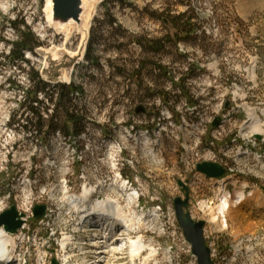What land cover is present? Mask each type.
Segmentation results:
<instances>
[{
  "label": "rangeland",
  "instance_id": "obj_1",
  "mask_svg": "<svg viewBox=\"0 0 264 264\" xmlns=\"http://www.w3.org/2000/svg\"><path fill=\"white\" fill-rule=\"evenodd\" d=\"M91 2L94 16L79 60L70 52L77 50L81 37L75 33L63 48L64 36L47 23L46 0H0V195H7L22 177L39 184L65 178L78 186L84 175L93 186L99 180L107 183L117 159L123 177L141 195V208L155 205L156 198L173 205L174 197H184L177 181L189 186L188 209L195 220H208L204 235L215 263L233 264L239 256L234 264H264V223L258 221L264 207L257 208L264 205V170L257 161L258 155L264 157V136L243 129L247 107L264 110V0ZM181 13L193 17L194 30L176 28L174 17ZM13 22H24L41 42L32 52L24 50L26 61L12 54L11 45L19 40ZM159 38L166 40L162 51L145 49L149 39ZM34 72L47 84L32 103L42 117L41 127L30 112L32 98L27 94L35 88ZM70 84L69 103L58 107L59 86ZM139 104L145 113L135 112ZM65 107L82 119V129L71 136L74 125L66 122ZM217 116L222 122L215 128L211 123ZM105 137L121 139L123 152L105 147ZM241 147L255 158L234 164ZM72 148L79 150L77 156L71 155ZM202 160L244 171L235 174L228 188L231 193L245 189L259 200L254 209L240 207L245 212L241 228L251 224L252 233L234 236L200 210L203 199L217 202L212 181L192 165ZM251 165L256 167L252 170ZM104 191L102 196H116L114 190ZM8 205L0 204V213ZM174 225L179 235L175 219ZM175 243L165 244L173 247V264H178V252L181 264H197L178 239ZM239 243L253 245L254 256L237 255ZM88 253L76 255L74 249L72 262L87 264Z\"/></svg>",
  "mask_w": 264,
  "mask_h": 264
},
{
  "label": "bare ground",
  "instance_id": "obj_2",
  "mask_svg": "<svg viewBox=\"0 0 264 264\" xmlns=\"http://www.w3.org/2000/svg\"><path fill=\"white\" fill-rule=\"evenodd\" d=\"M81 1L83 11L80 18L77 21L71 19L64 23L52 21V0H46L45 5L49 27L65 38L63 48L66 49L67 43L75 33L81 37L77 50L70 52L71 57L78 56L79 60L83 57L89 37L90 20L94 16L95 9L91 0ZM103 1L96 0V4H101ZM252 78H257L255 72L252 73ZM247 110L249 118L243 129L252 136H264V128H262L264 110L260 113L252 107H247ZM56 132L61 136L60 131ZM118 140L116 137H108L104 140V146L116 153H122L123 149L119 142L121 139ZM71 151H73L72 156L78 155V149L72 148ZM65 152L68 154L70 151L67 149ZM154 152L149 149L150 156L154 157ZM242 158L251 160L255 157L248 149L243 150L241 147L239 152L234 154L233 163L238 164ZM257 161L260 162V159L258 158ZM112 165L113 176L107 183L105 179H98L97 185L93 186L85 180L87 188L80 190H75L71 182L65 178L60 183L51 181L39 184L38 181H32L30 177H22L17 180L16 187L10 185L7 195H0V204H4V200H12V195L40 196L43 193L44 201L42 203H45L47 208L43 219L35 225H27V232H20L12 237L9 232L0 229V259L6 260L8 256H11L15 257L13 264H23V245L35 247V249H45L54 243V247L59 249L56 259L60 264H78L72 262L74 249L76 255H85V251L89 250L87 264H127L129 262V264H173L174 258L171 254L173 247L165 246L167 242L173 240L174 235V225L171 218L168 217V212L166 209L156 208L155 205L141 208L139 202L141 195L130 180L123 177L121 162L115 159ZM237 168L235 165L232 167L227 165V169L231 170L228 173L231 175L238 174L240 170ZM249 168L253 170L254 166L251 165ZM240 172L244 173V171ZM230 179H211V191L217 197V202L210 204L203 199L199 203V208L203 212H207L212 223L219 224L222 230L230 231L234 236L252 233L253 231L249 230L251 224L247 223L241 228L245 212L240 207L247 204L251 209H254V205H258L259 200L252 197V193L246 195L241 190H235L233 193L228 191L225 185ZM100 188L102 191L105 189L116 191L118 198L107 200V195L102 196L103 192ZM15 190L18 194H15ZM261 205L264 207L263 204H259L257 208L262 207ZM173 211L176 218L174 206ZM261 217L263 219L260 218L258 221L264 223V215ZM142 227H148L151 232L149 242L145 240V233H141ZM169 228L172 231H167ZM41 230V234H36ZM134 233L138 235L133 237ZM13 245L14 256L6 257L7 252L11 254L13 251L11 249ZM235 248L237 255L244 254L246 259L254 256V247L251 244L239 243L235 245ZM126 256H129V262L126 261ZM239 258V256L235 257L233 262ZM28 261V264H51V261L47 260L46 252L39 250L28 252Z\"/></svg>",
  "mask_w": 264,
  "mask_h": 264
},
{
  "label": "water",
  "instance_id": "obj_3",
  "mask_svg": "<svg viewBox=\"0 0 264 264\" xmlns=\"http://www.w3.org/2000/svg\"><path fill=\"white\" fill-rule=\"evenodd\" d=\"M90 1V0H89ZM53 14L52 21L64 23L69 20H78L83 11L81 0H52ZM165 23L167 22L164 19ZM228 103L226 104V106ZM136 113H145L146 108L143 104H139L135 108ZM220 117H215L211 125L213 127L219 125ZM259 138V136L257 137ZM195 170L210 178L223 177L226 169L218 162L214 161H200L196 164ZM177 184L184 192V197L176 196L173 199L176 218L186 240L190 243L192 253L196 257L197 264H214L210 248L206 244L204 237V226L206 221L204 219L195 220L188 209L189 205V186L182 180H178ZM264 191V188H263ZM46 205L35 204L33 208V216L30 221H37L45 215ZM24 214L19 213L14 204H11L6 210L0 213V227L9 233H15L21 227L23 221L21 217ZM52 264H59L55 258L51 259Z\"/></svg>",
  "mask_w": 264,
  "mask_h": 264
},
{
  "label": "trees",
  "instance_id": "obj_4",
  "mask_svg": "<svg viewBox=\"0 0 264 264\" xmlns=\"http://www.w3.org/2000/svg\"><path fill=\"white\" fill-rule=\"evenodd\" d=\"M193 17H186L185 13H181L177 16L174 17V24L176 28L179 30H187V31H192L194 30V24L191 23V19ZM164 21V19H163ZM15 29L17 30L18 33V38L19 40L17 42H13L11 45V51L12 54L19 60L21 61H26L24 58V50H29V51H34V49L37 46L41 45V42L38 40V38L30 31V29L25 25L24 22L21 24H16L15 22L12 23ZM148 46L145 48L146 50L149 49L150 52L156 54L160 51H162L165 47V39L159 38V39H149L148 40ZM158 68L164 70V67L161 65L157 64ZM31 80L34 82L35 88L31 91H28L27 94L31 95L32 100H30V112L32 113L33 116H36V126L41 127L42 124V117L38 111V109L32 104L33 101L38 102L37 98V92L39 91H44L45 88L47 87V84L40 78L38 72H34L31 75ZM60 97L58 101V107H60L62 104L65 105V103H69V90L73 88V86L70 84L68 86L66 85H60ZM196 101L189 99L190 104H194ZM64 117L66 122H71L74 125V131L71 132V135L76 132L78 133L79 130L82 129V119L80 116L76 115V113L72 110L69 109V107L64 108ZM50 128L54 127L53 120H51V123L49 125Z\"/></svg>",
  "mask_w": 264,
  "mask_h": 264
},
{
  "label": "built area",
  "instance_id": "obj_5",
  "mask_svg": "<svg viewBox=\"0 0 264 264\" xmlns=\"http://www.w3.org/2000/svg\"><path fill=\"white\" fill-rule=\"evenodd\" d=\"M120 146H121V144H120ZM195 164H196V162L192 163L193 167H195ZM223 165L227 169V164H223ZM252 166L256 167L255 165H252ZM230 171L231 170L227 169V172H230ZM24 178H29V177H24ZM85 179H86V176L83 175L81 177V181H80V184H78V186L77 185L75 186L74 184H72V185L74 187H76V190L85 189V188H87L85 186ZM109 194H111L112 196L111 197L107 196V200L110 199V198H112V199L113 198H118V197H116L114 195V193H107V195H109ZM10 201L11 200H4V206L7 203H9ZM12 201H14V203L16 204L17 209L20 212L24 213V215H25L24 217H22V220L24 221V223H23V225L21 226V228L18 230V232L16 234H18L20 232H27V225H31L32 224V223H30L28 221V219L32 216L33 206H34L35 203L44 201L43 193L40 196H23L21 194L12 195ZM151 204H155L156 208L166 209V211L168 212V217L171 218V221H172V223L174 225L175 215H174L172 204L163 203V201L161 199H158V198H156V200L153 201ZM177 229L179 231V235H177V231L174 228L173 246L176 244L175 240L178 239L180 241V243H182L185 246V248H187L186 252L190 253L192 255L190 245L186 241V239H185V237H184V235L182 233V230L180 229V227H177ZM41 232H42V230L39 231L36 234H41ZM141 233H145V240H148V242H149V234H151V232L148 229V227H142V232ZM32 250L45 251L47 260H50L53 256L55 258H57L58 255H59V249L57 247H54V243L49 245L48 248H45V249H35V247H29V246L23 245V254H22L23 255V264H28V262H29L28 261V252H30ZM51 250H53V252H51ZM212 255H214V251L211 249V256ZM256 258H260V255L258 254V256ZM177 260H178V264H181V253L180 252H178V259ZM233 264H234V262H233Z\"/></svg>",
  "mask_w": 264,
  "mask_h": 264
}]
</instances>
